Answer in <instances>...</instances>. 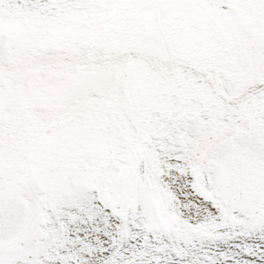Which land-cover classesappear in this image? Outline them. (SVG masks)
I'll use <instances>...</instances> for the list:
<instances>
[{"label":"snow or ice","instance_id":"6c2138e0","mask_svg":"<svg viewBox=\"0 0 264 264\" xmlns=\"http://www.w3.org/2000/svg\"><path fill=\"white\" fill-rule=\"evenodd\" d=\"M0 264H264V0H0Z\"/></svg>","mask_w":264,"mask_h":264}]
</instances>
